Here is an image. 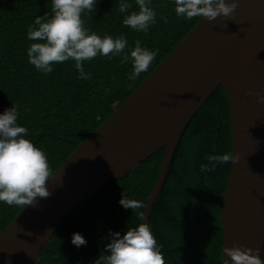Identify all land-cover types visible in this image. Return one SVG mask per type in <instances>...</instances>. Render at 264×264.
I'll use <instances>...</instances> for the list:
<instances>
[{
  "label": "trees",
  "instance_id": "16d2710c",
  "mask_svg": "<svg viewBox=\"0 0 264 264\" xmlns=\"http://www.w3.org/2000/svg\"><path fill=\"white\" fill-rule=\"evenodd\" d=\"M121 0H96V8L82 14L85 27L99 35L124 36L130 51L139 40L141 46L158 53L147 72L135 80L131 60L122 56L111 59L97 55L84 62L90 80L79 78L72 60L54 64L44 74L29 63L28 49L35 41L28 39L29 26L37 17H51L52 0H0V114L17 106V123L26 127L29 139L42 149L53 173L129 97L166 55L200 21L177 17L174 0H151L157 13L156 23L147 33L133 31L123 24L132 11L119 12ZM161 17L167 18V23ZM232 153V125L229 98L219 85L204 101L173 151L167 173L156 195L148 225L161 247L165 264H224L221 206L226 191L231 162L215 171H201L209 164L206 157ZM165 148L133 166L123 176L114 178L80 203L62 221L32 264H95L111 233L121 235L138 227V209H125L119 201H140L145 206L157 180ZM210 166V165H209ZM23 206H9L0 201V233ZM87 240L85 246L72 244L73 233ZM261 258L264 259V246Z\"/></svg>",
  "mask_w": 264,
  "mask_h": 264
},
{
  "label": "water",
  "instance_id": "95a60500",
  "mask_svg": "<svg viewBox=\"0 0 264 264\" xmlns=\"http://www.w3.org/2000/svg\"><path fill=\"white\" fill-rule=\"evenodd\" d=\"M229 98L232 154L221 206L223 249L264 246V0H240L235 14L203 17L129 97L52 173L50 197L23 206L0 233V264H32L80 203L165 148L140 224L147 223L176 144L219 86ZM225 256V255H224ZM231 258L225 256L224 264Z\"/></svg>",
  "mask_w": 264,
  "mask_h": 264
},
{
  "label": "clouds",
  "instance_id": "9594fccd",
  "mask_svg": "<svg viewBox=\"0 0 264 264\" xmlns=\"http://www.w3.org/2000/svg\"><path fill=\"white\" fill-rule=\"evenodd\" d=\"M175 14L191 20L195 17L214 22L219 17L229 20L239 7L240 0H174ZM138 11H132L123 19V24L133 31L147 33L156 23L157 13L150 7L151 0H136ZM96 8V0H52V13L49 17H37L35 26H29L28 39L35 41L28 49L29 63L44 73L53 71V65L69 60L75 62L79 78L90 80L91 74L84 71V62L91 61L98 54L111 59L122 56V63L131 60L133 71L128 79L135 81L141 73L147 72L154 61L157 51L141 46L139 40L130 54L125 51L128 41L124 36L101 38L85 27L82 14L91 13ZM132 4L121 0L119 12L128 13ZM167 23L166 17H161ZM257 97V103L264 105V94L249 92ZM17 106L5 109L0 114V201L9 206H33L37 198L51 196L47 184L54 177L46 153L25 137L26 127L19 126ZM209 164H202L201 171H215L220 164L235 163L237 157L231 152L224 155L206 157ZM210 165V166H209ZM119 203L127 210L136 212L144 207L143 203L124 196ZM143 218L144 213L139 212ZM111 242L106 245L109 254L101 253L95 264H165L161 247L158 245L150 226L142 223L128 228L127 232L111 233ZM72 244L85 246L87 240L79 232L73 233ZM260 249L246 245L225 247L223 253L231 258V264H264ZM225 264H229L228 261Z\"/></svg>",
  "mask_w": 264,
  "mask_h": 264
}]
</instances>
